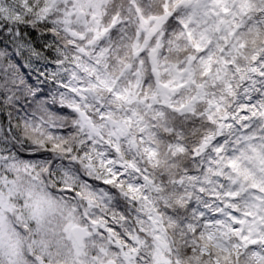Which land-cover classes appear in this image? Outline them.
Returning <instances> with one entry per match:
<instances>
[{
    "label": "clouds",
    "instance_id": "9594fccd",
    "mask_svg": "<svg viewBox=\"0 0 264 264\" xmlns=\"http://www.w3.org/2000/svg\"><path fill=\"white\" fill-rule=\"evenodd\" d=\"M165 3L148 0L142 16L136 11L141 0H75L71 5L75 14L61 15V21L67 22L57 25L56 34L64 51L61 66L68 74L65 100L76 115L62 122L65 134H55L54 138L47 126L48 113L43 110L16 122L17 140L24 148L41 153L44 145L61 144L56 156L62 158L57 161L62 167L50 171L49 166L17 164L14 171L0 169L9 178L0 184V264H138L136 256L144 264H213L219 254L215 243L222 240L230 245L226 237L216 233L208 240L213 230L200 227L188 208L199 196V183L211 180L212 172H201L196 178L189 172L196 168L194 156L204 160L206 145L211 146L213 138L219 137L222 118L231 116L238 107L233 93L248 76L253 57L264 53V16L255 12L239 16V40L247 46L233 59L242 66L241 71L228 67L213 48L209 54L219 63L211 62L212 71L204 76L210 62L198 59L200 53L193 42L180 35L181 30L168 38L171 43L165 41L160 46L159 33L166 31ZM32 8L34 11L28 13L32 22L62 11L53 0H36ZM187 9L184 6L179 11ZM114 17L122 25L116 36L112 35ZM105 28L109 31L104 32ZM199 28L196 25L194 31ZM82 68L98 72L113 90L102 87L93 72L85 73ZM193 79L203 87H197ZM117 93L126 99H118ZM171 105H186L184 111L195 115L181 116ZM101 108L111 118L101 119ZM161 112L163 116L158 115ZM253 123L247 133L252 138L242 148L230 145L213 171H224L229 159L235 160L236 168L224 175L236 183L229 182L225 190L239 191L242 212L257 213L264 212V193L253 191L252 186L264 189V122ZM223 131L226 135L231 131L228 139L233 140L243 130ZM103 138L105 143L111 140L119 146L117 159L125 164L131 161L145 170L141 175L149 176L136 193L147 197L136 205L142 219L116 213L85 187L82 173L72 163L82 148L90 149L85 163L92 165L94 176L108 179L107 162H100L96 145L89 144V140L100 143ZM232 148H240L239 154L233 151L229 156ZM120 183L125 191L127 179ZM106 216H115L113 222L125 235L137 237L135 251L120 233L105 235L100 231L109 223ZM185 217L199 233L186 226ZM205 248L211 255L201 253ZM252 254L243 256L240 264H254Z\"/></svg>",
    "mask_w": 264,
    "mask_h": 264
},
{
    "label": "snow or ice",
    "instance_id": "6c2138e0",
    "mask_svg": "<svg viewBox=\"0 0 264 264\" xmlns=\"http://www.w3.org/2000/svg\"><path fill=\"white\" fill-rule=\"evenodd\" d=\"M55 4H59L62 7V11L59 13L62 16H73L75 9L71 8V5L75 0H53ZM171 6V7H170ZM187 6L192 8L193 11L186 19L180 21L181 23V36L187 37V39L193 42L194 49L200 53L199 58H203L210 62L209 67L203 72L204 76H207L211 71V62L214 61V56L210 55V50L215 48L223 57V62L230 68L236 69V59H233V55L238 56V51L241 47H246V44H241L239 40V32L241 31V24L238 23L240 15L250 14L255 12L257 16H264V0H211V13H209V5L205 0H166L164 4V12L167 13L165 17V24H168L169 19L179 14V9ZM25 8L28 12L34 11V9L28 5L25 0ZM145 7L141 4L137 5L136 11L141 13L145 12ZM0 12L8 13V19H14L17 22H24L22 15L18 12H12L9 9L0 5ZM118 17L113 19V28L118 23ZM233 21L237 23L235 29L229 27H221L226 21ZM66 23L67 21H61ZM147 22V20L145 21ZM194 25H200L199 31H194ZM70 31V29H69ZM109 29L105 28L104 32H108ZM73 36L77 34L72 33ZM171 43L166 35V31L159 33L160 46L164 45V42ZM81 53H85V49L80 48ZM86 54V53H85ZM61 64V61H59ZM96 63H99L97 60ZM181 71H185L182 69ZM251 76L247 77V82L238 86L239 91L234 92L233 95L237 97L236 110L231 116L224 117L223 122L220 124L221 132L218 138H213L211 146L206 145L205 156L208 157V167L205 169L201 166L203 171H211L213 177H215V185L213 186V179H204L199 183L196 189L199 196L189 202V211L192 215L197 217L200 222V227L210 228L213 230L207 236L208 240H213V233L219 236L226 237L229 244L219 240L215 243L217 252L219 253L215 258L213 264H240V260L248 252H252L251 259L254 264H264V212H242L239 207V201L241 199L239 191H226V186L229 182L235 184L231 176L226 177L223 171H213L214 168L218 169L222 158L225 156L226 150L233 143L240 146L242 141H247L252 137L247 135L254 127V123L264 122V53H261L253 57L252 67L250 69ZM235 75V73H234ZM246 78H243L245 80ZM99 83H106V81L99 80ZM95 87V85H94ZM197 87H203V85H197ZM113 89L109 88L111 92ZM43 94V93H41ZM117 98L126 99L121 93H117ZM186 105L170 106L172 111L184 115H195V113H186L184 109ZM135 115V114H133ZM158 115L163 116L161 112ZM101 119L111 118L101 108ZM128 122H132V117H128ZM224 128L229 130L236 128L238 131L243 130L241 135L235 140H229L228 135H231V131L226 135L223 131ZM143 127L141 128V139L143 138ZM55 134H52V138ZM106 138L101 139L100 143H96V140H89V144H95L97 148V155L100 156V162H107L109 168V178L101 180L94 176L90 169L91 164L85 163L90 159L88 153L90 149L82 148L81 152L77 154L76 158L72 160V163L76 165L77 171L82 173V181L85 187L95 192L97 196L105 201L106 204L116 213L122 214L128 219H132L133 216L137 220L142 219V215L137 212L136 205L141 199H147L146 196L136 195L139 193V186L143 185L145 181L149 180V176L144 173V169L138 167L136 164L129 161L127 164L123 160L117 159L120 148L118 145L113 144L111 140L104 141ZM61 144L54 143L51 146L44 145L43 151L40 155H46L48 153L56 155V151L61 149ZM240 148H232V151H237ZM83 157V159H82ZM241 158L243 153L241 152ZM51 160V156H48ZM194 159L199 163V156H194ZM7 158L0 156V169H6L7 171H14L16 165L10 162H6ZM57 161L51 160L49 165L50 171L57 169ZM30 168V167H29ZM236 161L229 159L228 163L224 165V169H235ZM68 173L65 172V175ZM200 173L190 174L191 178H196ZM8 176L0 173V184L8 182ZM127 188L125 191L124 184L120 181L126 180ZM115 185V187L113 186ZM253 191L258 193H264V189H260L258 185L252 186ZM207 192V195H205ZM170 215L174 213L169 212ZM105 219L109 221L106 227L101 228L100 231L105 235L108 233H120L127 244H133V251H135L134 241L137 237L131 235H125L119 226L114 223L115 216H106ZM186 226L192 231L199 233V228H193L192 222L188 221L185 217ZM95 223V221H93ZM134 223L136 221H133ZM139 231V229H138ZM141 234H143L141 232ZM201 238L203 235L201 234ZM117 247H119L117 245ZM188 251L191 253L192 248ZM203 255H211L207 252V249H202ZM138 264H144V261L140 256L135 257ZM177 264L179 262L177 261Z\"/></svg>",
    "mask_w": 264,
    "mask_h": 264
},
{
    "label": "trees",
    "instance_id": "16d2710c",
    "mask_svg": "<svg viewBox=\"0 0 264 264\" xmlns=\"http://www.w3.org/2000/svg\"><path fill=\"white\" fill-rule=\"evenodd\" d=\"M143 1L148 4V0ZM27 3L32 7L36 0H27ZM0 5L12 12L20 13L24 19V22H17L6 18L8 13L0 12V156L7 158L6 162L15 165L49 166L51 160L62 161V158L51 153L40 155L31 148H24L18 143L15 124L21 117L31 119L36 116L37 110H43L48 113L49 131L63 135L66 130L62 122L76 115L65 100L68 74L59 63L64 54L63 45L56 34L57 25L61 23V14L51 12L46 14V17L32 22L25 8V0H0ZM181 17L184 19L182 12L181 15L179 12L169 19L165 26L168 38L181 30L179 22ZM228 24L226 21L221 27L233 29V25ZM119 32L117 26L112 29L113 36ZM243 48L245 47L240 49ZM97 59L99 60V57ZM142 62L144 61H140L141 65ZM241 67L237 64L236 71L240 72ZM91 70L82 68L85 73L92 72ZM249 76L251 72L247 77ZM247 77L241 84L247 82ZM192 83L201 85L195 79ZM48 156H51V160ZM201 163L202 160L199 158V163L189 172V176L192 173L204 172ZM60 167L62 163L57 164V168ZM213 180L215 181V177Z\"/></svg>",
    "mask_w": 264,
    "mask_h": 264
},
{
    "label": "rangeland",
    "instance_id": "374dc122",
    "mask_svg": "<svg viewBox=\"0 0 264 264\" xmlns=\"http://www.w3.org/2000/svg\"><path fill=\"white\" fill-rule=\"evenodd\" d=\"M205 2H208V5H209V4L211 5V0H205ZM141 5L144 6V7H147L148 4H146L143 0H141ZM191 9H192V8H188L187 11L190 10V13H191V12H192ZM209 13H210V11H209ZM180 14H181V12H180ZM183 16L186 17L184 12H183ZM229 21H231V20H229ZM237 26H238L237 24L234 25V23H233V29H235ZM121 27H122V25H121ZM138 54H139V53H138ZM93 75H95L99 80L106 81V83H100V85H101L102 87H107V86H108L109 88L111 87V86H109V81L106 80V79H104L103 77H100L98 72L93 73ZM105 85H106V86H105ZM238 135L240 136V134H238ZM235 139H236V137H234L233 140H235ZM245 143H247V141H244V143H241L240 148H242V147L244 146ZM235 152H236L237 154H239V149H238L237 151H235ZM232 154H233V151L230 150L229 153H228V155L231 156ZM227 171H229V169H224L223 172H227Z\"/></svg>",
    "mask_w": 264,
    "mask_h": 264
}]
</instances>
